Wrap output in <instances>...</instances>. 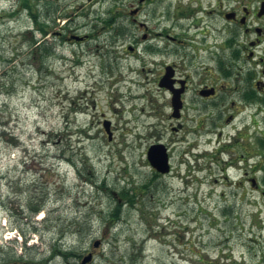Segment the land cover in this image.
Returning <instances> with one entry per match:
<instances>
[{"label":"rangeland","instance_id":"obj_1","mask_svg":"<svg viewBox=\"0 0 264 264\" xmlns=\"http://www.w3.org/2000/svg\"><path fill=\"white\" fill-rule=\"evenodd\" d=\"M35 1L37 23L22 0H0V264H82L89 252V264H264L261 194L206 175L187 188L178 146L172 175L148 163L153 135L169 133L131 72V34L118 38L133 0Z\"/></svg>","mask_w":264,"mask_h":264},{"label":"flooded vegetation","instance_id":"obj_2","mask_svg":"<svg viewBox=\"0 0 264 264\" xmlns=\"http://www.w3.org/2000/svg\"><path fill=\"white\" fill-rule=\"evenodd\" d=\"M117 26L119 39L131 34L124 48L131 72L146 82L152 113L168 128L170 172L153 169L158 178L173 174L178 146L187 188L217 176L245 199L249 192L264 197V0H133ZM162 136L153 135L147 153ZM227 218L222 229L232 232Z\"/></svg>","mask_w":264,"mask_h":264},{"label":"water","instance_id":"obj_3","mask_svg":"<svg viewBox=\"0 0 264 264\" xmlns=\"http://www.w3.org/2000/svg\"><path fill=\"white\" fill-rule=\"evenodd\" d=\"M72 39L83 40V38H77V37H73ZM105 128L109 133V135L111 136L110 124L105 123ZM149 161L159 172L167 173L169 171L168 158L164 146L160 145V146L152 147L149 152ZM96 246L98 245L96 244ZM91 260H92V256H88L84 259L83 264H87L91 262Z\"/></svg>","mask_w":264,"mask_h":264},{"label":"trees","instance_id":"obj_4","mask_svg":"<svg viewBox=\"0 0 264 264\" xmlns=\"http://www.w3.org/2000/svg\"><path fill=\"white\" fill-rule=\"evenodd\" d=\"M32 2H36V1L35 0H22L24 8H26L29 11L30 15L34 18L35 23H37V21L35 19V14L33 13L34 3H32ZM38 32L41 33V30L39 29ZM31 34L33 36L32 41L34 42V46H37V48L39 49L41 46L40 41H37L35 39L34 33H31ZM45 34H46V32H44L43 35H45ZM38 44H40V45H38ZM46 51H49V49L46 48ZM38 211H40V209H37L35 212L37 213Z\"/></svg>","mask_w":264,"mask_h":264}]
</instances>
